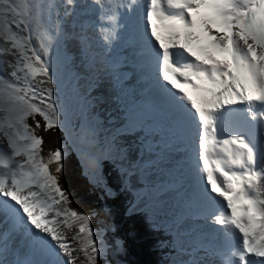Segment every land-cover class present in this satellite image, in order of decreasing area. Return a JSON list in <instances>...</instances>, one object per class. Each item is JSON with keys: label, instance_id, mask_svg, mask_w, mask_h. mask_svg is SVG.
<instances>
[{"label": "snow or ice", "instance_id": "snow-or-ice-1", "mask_svg": "<svg viewBox=\"0 0 264 264\" xmlns=\"http://www.w3.org/2000/svg\"><path fill=\"white\" fill-rule=\"evenodd\" d=\"M144 238L155 264H264V0H0V264H130Z\"/></svg>", "mask_w": 264, "mask_h": 264}, {"label": "trees", "instance_id": "trees-1", "mask_svg": "<svg viewBox=\"0 0 264 264\" xmlns=\"http://www.w3.org/2000/svg\"><path fill=\"white\" fill-rule=\"evenodd\" d=\"M60 134L53 132L50 136L45 134L46 143L44 146L45 153L55 150V148L62 146V140L59 138ZM81 165L79 164L78 159L75 162V168L79 169ZM65 186L68 187V190L73 194V200L77 204V210L88 211L91 208H95L98 213L102 211V202L97 200H87L85 197L79 194L77 188L72 187L68 184V181H65ZM108 217H106V220ZM119 219V217H117ZM109 224V234L110 237L114 238L112 232V226H115V222L111 220ZM155 243V240L152 238H144L137 242H134L130 246V253L127 257L130 264H155L158 259V253L154 251L151 245Z\"/></svg>", "mask_w": 264, "mask_h": 264}, {"label": "rangeland", "instance_id": "rangeland-1", "mask_svg": "<svg viewBox=\"0 0 264 264\" xmlns=\"http://www.w3.org/2000/svg\"><path fill=\"white\" fill-rule=\"evenodd\" d=\"M108 220H106V216L104 215L103 212L99 213L98 216H93L92 218V226L94 228H96V230L98 232H103L104 234V239L106 240V242L111 243L113 241V237H110L109 234V224L111 223V219L107 218ZM70 226L67 228V235L69 236V238L71 237V235H73L75 232L78 231V227L79 225L76 224L74 221H69Z\"/></svg>", "mask_w": 264, "mask_h": 264}]
</instances>
